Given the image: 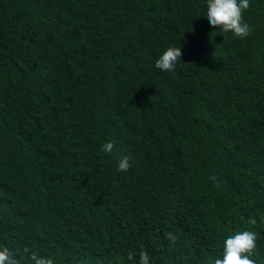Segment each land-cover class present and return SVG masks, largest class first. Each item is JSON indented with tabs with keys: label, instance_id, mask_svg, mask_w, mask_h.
<instances>
[{
	"label": "trees",
	"instance_id": "16d2710c",
	"mask_svg": "<svg viewBox=\"0 0 264 264\" xmlns=\"http://www.w3.org/2000/svg\"><path fill=\"white\" fill-rule=\"evenodd\" d=\"M206 2L0 0L14 264H215L240 231L264 264V0L243 38L209 25ZM170 46L183 60L157 69Z\"/></svg>",
	"mask_w": 264,
	"mask_h": 264
},
{
	"label": "clouds",
	"instance_id": "9594fccd",
	"mask_svg": "<svg viewBox=\"0 0 264 264\" xmlns=\"http://www.w3.org/2000/svg\"><path fill=\"white\" fill-rule=\"evenodd\" d=\"M249 6V0H207L206 17L209 25L218 26L221 32H232L236 37L243 38L250 32L249 25L244 22L243 13ZM183 60L181 49L170 46L155 63V67L162 71L172 72L179 61ZM112 143L103 146V151L111 153ZM130 167L128 157L118 161V170L125 172ZM255 247V234L251 231H240L229 236L224 241L223 257L216 259L215 264H254L250 258ZM36 260V264H45L44 259ZM0 264H14L7 249L0 251ZM48 264H51L49 261ZM145 264L147 262L145 261Z\"/></svg>",
	"mask_w": 264,
	"mask_h": 264
}]
</instances>
